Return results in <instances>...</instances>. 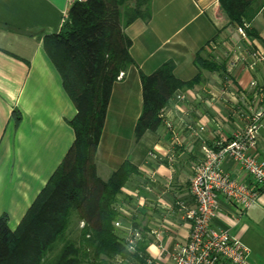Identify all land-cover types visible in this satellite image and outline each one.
I'll list each match as a JSON object with an SVG mask.
<instances>
[{"label":"crops","instance_id":"crops-1","mask_svg":"<svg viewBox=\"0 0 264 264\" xmlns=\"http://www.w3.org/2000/svg\"><path fill=\"white\" fill-rule=\"evenodd\" d=\"M69 7V0H0V216L7 215L11 230L74 141L70 121L76 108L43 47L44 36L61 30ZM249 16L251 35L242 39L217 0H151L149 21L136 19L124 28L132 64L112 83L95 165L102 180L126 161L135 168L117 194L122 216L116 221L141 230L153 261L165 263L166 252L187 240L185 211L194 204L189 181L202 147L219 137L227 140L244 125L235 112L258 103L250 82L262 86L264 94V62L247 67L251 50L264 54V0H254ZM200 50L223 63L225 72L199 69L194 57ZM168 61L181 81L199 72L202 77L192 88L176 90L163 110V121L171 122L179 143H172L164 122L136 139L140 73L149 75ZM227 72L230 87L223 79ZM177 93H185L187 100H177ZM256 152L264 157V129ZM221 166L232 178L251 184L250 175L232 159ZM212 223L249 248L247 264H264V189L244 212L221 197ZM115 230L120 238L123 228Z\"/></svg>","mask_w":264,"mask_h":264},{"label":"trees","instance_id":"trees-1","mask_svg":"<svg viewBox=\"0 0 264 264\" xmlns=\"http://www.w3.org/2000/svg\"><path fill=\"white\" fill-rule=\"evenodd\" d=\"M217 1L230 24L250 20L254 0ZM150 18L151 0H84L70 5L58 33L44 36L45 53L76 108L70 121L75 137L18 226L11 230L7 215L0 216V264H115L116 256L127 259L129 252L113 224L122 216L115 205L117 194L135 168L126 161L102 180L95 152L112 83L132 64L124 28ZM246 34L251 35L248 28ZM194 63L208 72H225L223 63L201 50ZM201 78L199 72L188 81L177 79L170 61L149 75L140 73L142 110L135 138L155 131L174 92L192 88ZM72 216L82 225L77 238L68 235ZM139 254L147 256L142 241L132 256L142 260Z\"/></svg>","mask_w":264,"mask_h":264},{"label":"built area","instance_id":"built-area-1","mask_svg":"<svg viewBox=\"0 0 264 264\" xmlns=\"http://www.w3.org/2000/svg\"><path fill=\"white\" fill-rule=\"evenodd\" d=\"M84 0H69L70 5ZM248 24L236 25L235 30L242 39L246 38ZM247 67L254 69L264 62V54L251 50ZM122 76V73L119 77ZM225 87H230V76H224ZM258 103L254 108H243L235 112L241 117L244 125L235 131L227 140L215 139L210 145L202 147L203 155L194 167L189 181V192L194 204L185 211V218L190 222L187 240L175 243L166 252L168 261L156 262L148 256L139 254L142 260L132 256L135 246L142 241V232L135 227H122L119 221L115 228H123L120 237L127 250V259L116 256L115 264H247L249 248L229 229L216 228L213 219L218 212L219 199L223 197L244 212L250 208L264 189V157L256 152L259 132L264 129V94L262 86L250 82ZM193 99H201L198 93L191 94ZM179 101L187 100L185 93H177ZM162 122L170 130L172 143H179V138L169 120ZM203 129L202 127L200 128ZM230 158L238 163L251 177L247 185L234 178L222 169V162Z\"/></svg>","mask_w":264,"mask_h":264},{"label":"rangeland","instance_id":"rangeland-1","mask_svg":"<svg viewBox=\"0 0 264 264\" xmlns=\"http://www.w3.org/2000/svg\"><path fill=\"white\" fill-rule=\"evenodd\" d=\"M131 215V214H127ZM82 225L75 216L71 217L70 224L68 227V235L73 238H77Z\"/></svg>","mask_w":264,"mask_h":264}]
</instances>
